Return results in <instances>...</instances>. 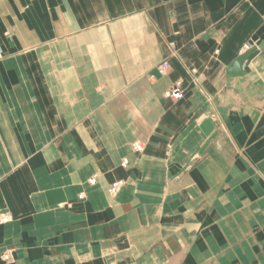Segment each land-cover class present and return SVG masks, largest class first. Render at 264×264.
<instances>
[{"label":"crops","instance_id":"crops-1","mask_svg":"<svg viewBox=\"0 0 264 264\" xmlns=\"http://www.w3.org/2000/svg\"><path fill=\"white\" fill-rule=\"evenodd\" d=\"M263 41L264 0H0V264H264Z\"/></svg>","mask_w":264,"mask_h":264},{"label":"built area","instance_id":"built-area-1","mask_svg":"<svg viewBox=\"0 0 264 264\" xmlns=\"http://www.w3.org/2000/svg\"><path fill=\"white\" fill-rule=\"evenodd\" d=\"M245 49H249V46H245ZM169 70H170V63L167 60H164L157 66L156 72L158 76L165 77L168 74ZM164 97L173 102L181 100L183 97L182 82L177 81L171 87H169L164 92ZM131 148L133 152L138 153V154L142 153L145 149L144 145L139 141L133 142L131 145ZM127 164H128L127 160L124 159L122 161V166L126 167ZM93 183H95V178H92L91 180H89V184H93ZM124 186H125L124 181L122 180L114 181L109 187V192L110 194H116ZM7 220H8L7 217H2L0 219L2 223L6 222Z\"/></svg>","mask_w":264,"mask_h":264},{"label":"water","instance_id":"water-1","mask_svg":"<svg viewBox=\"0 0 264 264\" xmlns=\"http://www.w3.org/2000/svg\"><path fill=\"white\" fill-rule=\"evenodd\" d=\"M264 46V41L256 48L248 50L246 53L242 54L237 58V60L232 64L230 68L226 71L228 77H240L248 73L249 68L246 63L253 59L259 50Z\"/></svg>","mask_w":264,"mask_h":264},{"label":"rangeland","instance_id":"rangeland-1","mask_svg":"<svg viewBox=\"0 0 264 264\" xmlns=\"http://www.w3.org/2000/svg\"><path fill=\"white\" fill-rule=\"evenodd\" d=\"M127 118H131V119H136L138 116H134V115H132V114H130V115H127L126 116ZM143 118H144V116H142ZM147 116H145V118H146Z\"/></svg>","mask_w":264,"mask_h":264}]
</instances>
